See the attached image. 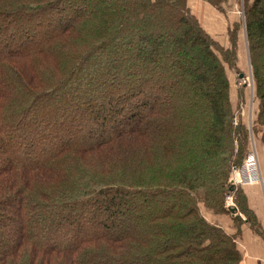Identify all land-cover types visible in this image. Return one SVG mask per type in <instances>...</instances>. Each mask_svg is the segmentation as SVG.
<instances>
[{"label": "trees", "instance_id": "obj_1", "mask_svg": "<svg viewBox=\"0 0 264 264\" xmlns=\"http://www.w3.org/2000/svg\"><path fill=\"white\" fill-rule=\"evenodd\" d=\"M202 1L240 7L227 46L187 0H0V264H241L242 225L264 238L228 182L251 148L264 182V0Z\"/></svg>", "mask_w": 264, "mask_h": 264}, {"label": "crops", "instance_id": "obj_2", "mask_svg": "<svg viewBox=\"0 0 264 264\" xmlns=\"http://www.w3.org/2000/svg\"><path fill=\"white\" fill-rule=\"evenodd\" d=\"M191 1V3H190ZM188 2V0H187ZM191 9L194 8V13L197 17H199V21L204 23V18H216L219 22V27L222 29L223 27V19L222 16L228 17L236 14L237 10L233 8V10L228 11L227 13H221L215 10L213 7L208 5L202 0H189ZM193 10V9H192ZM226 15V16H225ZM220 17V19H219ZM205 24V23H204ZM216 29V28H215ZM215 29H208V32H214ZM226 41L223 42L225 44ZM258 161V160H257ZM259 168V165H258ZM259 173L261 177V172L259 169ZM242 190L246 194L247 203L249 207L255 213L257 219L259 220L261 227L264 231V182L261 177V181L259 183H249L242 185ZM206 221H209L212 224L218 225L222 227L227 233L234 232V226L232 223V218L230 215H214L207 211ZM263 221V223H262ZM237 248L239 249L242 259L241 264H264V238L260 237L259 234H255L252 230L246 226L242 225L240 236L237 241Z\"/></svg>", "mask_w": 264, "mask_h": 264}, {"label": "rangeland", "instance_id": "obj_3", "mask_svg": "<svg viewBox=\"0 0 264 264\" xmlns=\"http://www.w3.org/2000/svg\"><path fill=\"white\" fill-rule=\"evenodd\" d=\"M190 3H191V1H190ZM190 3H189V0H188L187 4H188V6L191 9L192 4L190 6ZM240 5H242V0H240ZM192 9H191V12L194 11V8H192ZM239 10H240V7L237 10V14L238 13L240 14L241 11H239ZM228 16H229V14H227L226 17H228ZM241 16H242V12H241ZM226 17L222 16V18H221V20L223 19V24H222L223 27H222V29L219 27V23H218L219 21L216 18H214V17H212V18H208V17L204 18L203 21H204L205 24L202 23V22H200L201 25H202V28L207 32V34L209 36H211L213 39H215L217 42H219L220 44H222L224 41H226L225 46H227L229 44L228 43L227 33H226L228 27L232 23H234L236 20L237 21L240 20V18L238 16H236V14L233 15V16H230L229 18H226ZM197 18L199 20V17H197ZM219 19H220V17H219ZM241 21L243 22V19H241ZM208 29H215V31L214 32H208L209 31ZM242 37H243V40L241 38V44H240V50H239V53H238L237 65H238V68L245 74V76L244 77L242 76L240 78L238 76V73L236 71H233L230 68L227 69V75H228V78L230 80V99H231V102H232V104L234 106H236V104H237V92H238V86L240 85L238 83V79H240V82L241 83H243V84H245L247 86L245 88V90H246L245 99L243 100V103L240 104V106L242 105L244 109L243 110L241 109V112L240 113H241V115L244 114L245 116L247 114V119L249 121V119L251 118V108H252V101H251V94H252L251 93V81H252V76H251L250 65H249V62H248V59H247L248 56L246 54V48H245V45H244V43H245L244 32H243ZM251 143H253L252 138H251ZM252 149H254V148H252ZM243 165H244V161H243V163H241L240 166L236 167V169L237 170L242 169ZM250 170H252V169H250ZM256 171L258 173V169L257 168H256ZM234 205H233V207H234ZM235 212H236V209H235ZM202 213H203V215L205 214V216L207 217V215H206L207 211H205V210L202 209ZM262 223H263V221H262Z\"/></svg>", "mask_w": 264, "mask_h": 264}, {"label": "built area", "instance_id": "obj_4", "mask_svg": "<svg viewBox=\"0 0 264 264\" xmlns=\"http://www.w3.org/2000/svg\"><path fill=\"white\" fill-rule=\"evenodd\" d=\"M256 156L254 151H250L244 161V165L242 169H235L233 168L232 174L229 179V184L233 185L238 184H249V183H259L261 181V178L259 177V174L256 171L257 163H256ZM252 169V170H250ZM235 174V175H234ZM234 175V176H233ZM227 207H231L233 205L232 197L228 195L226 197V204Z\"/></svg>", "mask_w": 264, "mask_h": 264}, {"label": "bare ground", "instance_id": "obj_5", "mask_svg": "<svg viewBox=\"0 0 264 264\" xmlns=\"http://www.w3.org/2000/svg\"><path fill=\"white\" fill-rule=\"evenodd\" d=\"M251 150H252V151H254V153H255V156H256V152H255V150H254V149H252V148L250 149V151H251ZM245 159H246V158H245ZM244 161H245V160H244ZM256 161H257V156H256ZM257 162H258V161H257ZM257 162H256V163H257ZM257 167H258V163H257ZM233 168H235V169H236V167H233ZM233 168H232V170H233ZM257 169H258V173H259V168H257ZM231 174H232V171H231L230 175H231ZM234 175H235V174H234ZM234 175H233V176H234ZM259 176H260V173H259ZM229 177H230V176H229ZM260 178H261V177H260ZM228 179H229V178H228ZM228 182H229V180H228ZM247 184H248V183H247ZM230 185H231V184H230ZM237 185H240V186H242V185H245V184H238V183H237V184H236V186H237ZM234 186H235V184H234ZM233 205H234V203H233ZM233 205H232L231 207L229 206L228 208H230V209H231V208H234V209H236V208H235V206L233 207ZM234 211H235V210H234Z\"/></svg>", "mask_w": 264, "mask_h": 264}, {"label": "water", "instance_id": "obj_6", "mask_svg": "<svg viewBox=\"0 0 264 264\" xmlns=\"http://www.w3.org/2000/svg\"><path fill=\"white\" fill-rule=\"evenodd\" d=\"M242 76H243L242 74L239 75L240 78H241ZM231 189H232V186H229V190H231ZM229 210H230V212H234L235 209H234V208H231V209L229 208Z\"/></svg>", "mask_w": 264, "mask_h": 264}]
</instances>
